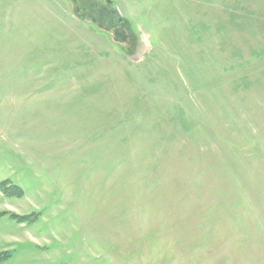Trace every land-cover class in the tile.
Masks as SVG:
<instances>
[{"label": "rangeland", "instance_id": "rangeland-1", "mask_svg": "<svg viewBox=\"0 0 264 264\" xmlns=\"http://www.w3.org/2000/svg\"><path fill=\"white\" fill-rule=\"evenodd\" d=\"M105 1L0 0V264H264V0Z\"/></svg>", "mask_w": 264, "mask_h": 264}, {"label": "trees", "instance_id": "trees-1", "mask_svg": "<svg viewBox=\"0 0 264 264\" xmlns=\"http://www.w3.org/2000/svg\"><path fill=\"white\" fill-rule=\"evenodd\" d=\"M101 1V3H99ZM99 2L97 1V0H95L94 1V3H96L97 5H99V4H101V5H104V11H105V13L107 14V16L108 15H113V16H116V14L114 13V11H113V7L112 6H110V5H108L107 4V2L105 1V2H103V0H100ZM103 11V12H104ZM18 193H20V192H18ZM7 257H4V255L2 256V255H0V263L4 260V259H6Z\"/></svg>", "mask_w": 264, "mask_h": 264}, {"label": "water", "instance_id": "water-1", "mask_svg": "<svg viewBox=\"0 0 264 264\" xmlns=\"http://www.w3.org/2000/svg\"><path fill=\"white\" fill-rule=\"evenodd\" d=\"M113 11L116 15H120V12L116 6L113 7ZM121 16V15H120Z\"/></svg>", "mask_w": 264, "mask_h": 264}, {"label": "flooded vegetation", "instance_id": "flooded-vegetation-1", "mask_svg": "<svg viewBox=\"0 0 264 264\" xmlns=\"http://www.w3.org/2000/svg\"><path fill=\"white\" fill-rule=\"evenodd\" d=\"M95 1V0H94Z\"/></svg>", "mask_w": 264, "mask_h": 264}]
</instances>
